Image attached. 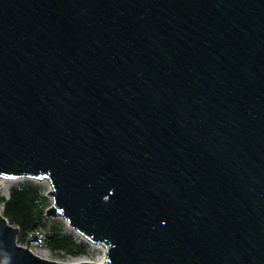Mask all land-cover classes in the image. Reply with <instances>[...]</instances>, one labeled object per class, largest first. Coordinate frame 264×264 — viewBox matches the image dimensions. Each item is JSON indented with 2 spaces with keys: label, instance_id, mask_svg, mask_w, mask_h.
Returning a JSON list of instances; mask_svg holds the SVG:
<instances>
[{
  "label": "water",
  "instance_id": "95a60500",
  "mask_svg": "<svg viewBox=\"0 0 264 264\" xmlns=\"http://www.w3.org/2000/svg\"><path fill=\"white\" fill-rule=\"evenodd\" d=\"M4 179L105 258L0 264H264V0H0Z\"/></svg>",
  "mask_w": 264,
  "mask_h": 264
},
{
  "label": "trees",
  "instance_id": "16d2710c",
  "mask_svg": "<svg viewBox=\"0 0 264 264\" xmlns=\"http://www.w3.org/2000/svg\"><path fill=\"white\" fill-rule=\"evenodd\" d=\"M9 197L1 198L2 214L13 226L20 228L18 242L24 244L32 233L46 229L43 240L50 250L64 252L70 256H81L88 251L89 244L78 242L73 235L63 232V224L56 220L49 222L45 211L48 208L41 186L26 180L9 190Z\"/></svg>",
  "mask_w": 264,
  "mask_h": 264
},
{
  "label": "rangeland",
  "instance_id": "374dc122",
  "mask_svg": "<svg viewBox=\"0 0 264 264\" xmlns=\"http://www.w3.org/2000/svg\"><path fill=\"white\" fill-rule=\"evenodd\" d=\"M23 182L24 181H18V180L13 181V180H9V179H4L5 186L3 189H0V199L9 197V194H10L9 190L12 187H14L15 185L23 183ZM37 183L41 186L42 195L46 199L47 207H49L52 203L50 198L47 197V193H48L47 191L49 189V183H47V182H37ZM2 209H3V206L0 204V210L2 211ZM46 219L48 221V224H49V222L54 221V220L61 222V224H63V227H62L63 232L73 235L74 238L78 242H81V243L85 242L79 236H76L74 234V232L72 233V230L68 231L66 224H64L61 219H53V218H46ZM46 232H47L46 229H40L39 233H38V235L40 236V241L38 243L29 244V247H31V250L35 254H37L38 256L45 257L49 260L52 259V260H56L59 262L63 261V262H67V263L83 262L84 260L85 261H91V262H95V261L96 262H102L103 259L105 258L104 251H103L102 247L99 245L93 246V245L89 244L88 251L81 256H70V255L65 254L63 251L58 252V251L50 250L47 246L44 245L43 237H44V234ZM27 244H28V241L24 244H21V245L27 246Z\"/></svg>",
  "mask_w": 264,
  "mask_h": 264
},
{
  "label": "bare ground",
  "instance_id": "6f19581e",
  "mask_svg": "<svg viewBox=\"0 0 264 264\" xmlns=\"http://www.w3.org/2000/svg\"><path fill=\"white\" fill-rule=\"evenodd\" d=\"M48 183V182H47ZM4 186H5V183H4V181L2 182V186H1V189H3L4 188ZM67 227V226H66ZM67 230L68 231H70V229L67 227ZM72 233H73V231H72ZM74 234L76 235V236H79L78 234H76L75 232H74ZM80 237V236H79Z\"/></svg>",
  "mask_w": 264,
  "mask_h": 264
},
{
  "label": "built area",
  "instance_id": "2783aa9c",
  "mask_svg": "<svg viewBox=\"0 0 264 264\" xmlns=\"http://www.w3.org/2000/svg\"><path fill=\"white\" fill-rule=\"evenodd\" d=\"M38 234V233H37ZM39 236V235H38ZM39 241H40V236H39Z\"/></svg>",
  "mask_w": 264,
  "mask_h": 264
}]
</instances>
